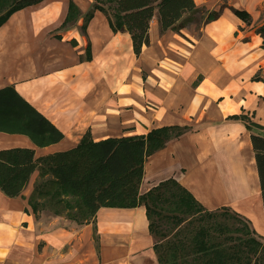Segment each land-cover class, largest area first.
I'll return each mask as SVG.
<instances>
[{
    "label": "crops",
    "instance_id": "1",
    "mask_svg": "<svg viewBox=\"0 0 264 264\" xmlns=\"http://www.w3.org/2000/svg\"><path fill=\"white\" fill-rule=\"evenodd\" d=\"M73 1L80 14L68 23L70 0H43L0 26V88L14 85L65 133L39 147L26 135L0 132L8 136L0 148L31 146L40 156L74 146L89 129L99 140L188 125L149 157L141 192L174 177L206 209L229 208L248 220L264 241L251 138L258 130L230 118L244 114L264 125V40L257 32L264 0H196L204 18L180 32L161 31L157 12L140 56L131 34L115 31L96 0ZM232 7L247 9L252 24ZM212 10L221 15L206 21ZM38 174L17 197L0 190V264H161L145 205L103 206L95 222L38 218L29 203Z\"/></svg>",
    "mask_w": 264,
    "mask_h": 264
},
{
    "label": "trees",
    "instance_id": "2",
    "mask_svg": "<svg viewBox=\"0 0 264 264\" xmlns=\"http://www.w3.org/2000/svg\"><path fill=\"white\" fill-rule=\"evenodd\" d=\"M43 0H0V26L17 10ZM96 0L95 8L103 10L115 31L131 34L137 56L150 44L151 21L158 12L161 31H181L203 9L196 0ZM112 9V12H111ZM234 13L247 24L252 14L245 8L232 7ZM80 10L73 0L65 23L76 20ZM92 12L86 14L83 30ZM221 15L212 10L205 17L211 21ZM264 40V24L257 27ZM264 46V41H263ZM88 59L91 53L88 51ZM259 78V77H256ZM198 82V80L196 81ZM195 82V83H196ZM230 118L248 119L259 171L264 201V125L246 115ZM188 125H163L146 133L110 136L96 140L87 130L74 146L37 156L31 146L0 148V190L9 197L21 195L36 171L39 178L29 199L38 212L36 194L62 195L65 212L79 223L94 221L103 206L136 207L145 205L151 233L156 237L155 249L161 264H264V241L237 213L239 221L233 228L217 221V210L206 209L195 196L174 177H170L141 192L145 165L149 157L167 143L190 130ZM0 132L23 134L36 146L44 147L61 141L65 133L45 114L27 100L14 85L0 88ZM47 181H41L43 177ZM53 191V190H52ZM62 193V194H61ZM66 194V195H65ZM79 203L81 219L72 211ZM223 213L228 210H223ZM62 214V211H57ZM194 218L203 220L193 225ZM209 220L211 223L208 224Z\"/></svg>",
    "mask_w": 264,
    "mask_h": 264
},
{
    "label": "rangeland",
    "instance_id": "3",
    "mask_svg": "<svg viewBox=\"0 0 264 264\" xmlns=\"http://www.w3.org/2000/svg\"><path fill=\"white\" fill-rule=\"evenodd\" d=\"M103 2L106 4L105 6L109 8V5L110 3L107 1V0H103ZM110 9V8H109ZM111 12H112V9H111ZM201 12L200 13H196V15H194V19L197 21V24H200L201 23V20L204 18L201 16ZM8 136H0V145H4L3 142L4 140H7ZM9 140L13 141V142H17L18 138L16 137H11L9 138ZM12 143V142H10ZM38 178H39V174H38ZM49 177H43V179H41V181H47ZM53 190V191H52ZM57 190V189H50V191L52 193L50 194H46L45 196H39L38 194H36V200L38 201V204H39V207H38V212H37V216L38 218H43V219H47L49 215H52V214H57L56 212L57 211H62V215H66L67 217H69L67 215V213L65 212V208H64V204L65 202H58V198L61 197L60 195H54V191ZM66 195V194H65ZM64 196H62L63 198ZM73 208H72V211L77 214L81 219H83L82 215L80 214V212L78 211V208H79V203H76V202H73ZM223 210H228V212L226 213H223L222 211ZM219 213L217 215V221L221 222V223H225V224H228L230 228H233L236 224H240L239 221H237L236 219H234L232 217V215H234L233 213L235 212H231L229 210V208H223V209H220V210H217ZM240 216V215H239ZM241 217V216H240ZM70 218V217H69ZM242 218V217H241ZM72 219V218H71ZM244 219V218H242ZM76 220V219H75ZM248 224L249 226L251 227V224L249 223L248 220L244 219ZM77 221V220H76ZM194 224L193 225H201L203 224V220H197V218H194ZM78 222V221H77ZM79 223V222H78ZM211 223V220H209L208 224ZM252 229V228H251ZM253 230V229H252ZM254 231V230H253ZM254 235L256 234L255 231L253 232Z\"/></svg>",
    "mask_w": 264,
    "mask_h": 264
}]
</instances>
